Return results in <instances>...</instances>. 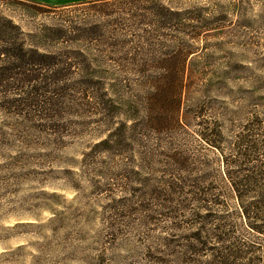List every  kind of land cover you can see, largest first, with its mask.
<instances>
[{
	"label": "trees",
	"instance_id": "16d2710c",
	"mask_svg": "<svg viewBox=\"0 0 264 264\" xmlns=\"http://www.w3.org/2000/svg\"><path fill=\"white\" fill-rule=\"evenodd\" d=\"M108 1L53 7L32 0H0V115L13 120L20 139L38 137L60 148L78 122L68 125V117L79 120L93 115L96 77L101 82L106 74L96 72L101 60L81 48L102 40L103 24L51 22L50 15L79 6L97 9ZM40 17L44 19L38 21ZM164 18L159 26L177 21L176 26L182 25L176 15ZM224 18L211 20L198 14L190 20L208 27ZM194 57L182 51L162 57H110L129 68L121 73L140 77L137 88L143 95L125 101L117 84L120 77L111 73V97L101 101L108 119L119 116L135 125L140 113H147L158 136L196 120L199 131L193 135L198 147L192 146L191 133H175L176 142L170 141L164 151L148 152L142 146L144 133H123L126 126L121 124L117 133H105L94 145L96 159L103 168L106 158L128 155L122 174L117 175L128 186L132 203L125 198L112 202V209L120 210L118 218L126 211L127 216L139 214L146 225L169 223L161 241L146 252V264H259V248L238 240L234 221L264 237V98L253 102L251 108L257 113L249 112L250 118L238 125L241 133H223L218 122L206 127L201 120L214 101L226 96V73L208 79L203 91L206 101L185 109ZM189 64L192 68H187ZM218 117L224 114L216 113L213 120L219 121Z\"/></svg>",
	"mask_w": 264,
	"mask_h": 264
},
{
	"label": "rangeland",
	"instance_id": "374dc122",
	"mask_svg": "<svg viewBox=\"0 0 264 264\" xmlns=\"http://www.w3.org/2000/svg\"><path fill=\"white\" fill-rule=\"evenodd\" d=\"M100 5L55 10L50 15L51 22L103 24L102 40L81 48L101 60L96 72L106 74L101 82L96 77L93 115L79 120L68 117V125L78 122L60 148L38 137L20 139L13 120L0 115V264H146V252L163 238L167 221L146 225L139 214L127 216L126 211L117 217L120 210L112 209V202L125 198L132 203L128 186L119 178L128 155L108 157L102 168L93 147L123 124V133H144L143 148L159 153L170 141L176 142L175 133H198V123L190 119L182 129L161 131L172 134L158 136L147 113H140L135 125L119 116L108 119L101 101L111 97L108 75L120 77L117 84L125 101L143 95L137 88L140 77L121 73L129 68L110 57L193 53L195 71L185 109L206 101L203 91L208 79L226 73V96L214 101L201 120L209 128L218 122L223 133H241L238 125L250 118L249 112L257 113L251 107L264 98V0H110ZM198 14L211 20L225 18L201 27L190 20ZM173 15L182 18V25L176 26L179 21L158 25ZM216 113L224 117L214 121ZM195 140L193 135L191 143L197 148ZM234 223L235 236L254 243L262 257L259 264H264V237L249 233L237 220Z\"/></svg>",
	"mask_w": 264,
	"mask_h": 264
},
{
	"label": "crops",
	"instance_id": "0c3cea01",
	"mask_svg": "<svg viewBox=\"0 0 264 264\" xmlns=\"http://www.w3.org/2000/svg\"><path fill=\"white\" fill-rule=\"evenodd\" d=\"M39 3H44L53 7H66L70 5H76L80 3L100 1V0H32Z\"/></svg>",
	"mask_w": 264,
	"mask_h": 264
}]
</instances>
